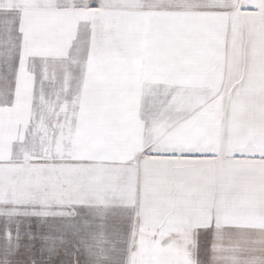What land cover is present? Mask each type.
Segmentation results:
<instances>
[{
  "label": "snow or ice",
  "instance_id": "snow-or-ice-1",
  "mask_svg": "<svg viewBox=\"0 0 264 264\" xmlns=\"http://www.w3.org/2000/svg\"><path fill=\"white\" fill-rule=\"evenodd\" d=\"M0 264H264V0H0Z\"/></svg>",
  "mask_w": 264,
  "mask_h": 264
}]
</instances>
